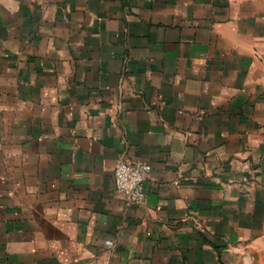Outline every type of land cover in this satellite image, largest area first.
Returning a JSON list of instances; mask_svg holds the SVG:
<instances>
[{
	"label": "crops",
	"instance_id": "1",
	"mask_svg": "<svg viewBox=\"0 0 264 264\" xmlns=\"http://www.w3.org/2000/svg\"><path fill=\"white\" fill-rule=\"evenodd\" d=\"M0 264H264V0H0Z\"/></svg>",
	"mask_w": 264,
	"mask_h": 264
},
{
	"label": "built area",
	"instance_id": "2",
	"mask_svg": "<svg viewBox=\"0 0 264 264\" xmlns=\"http://www.w3.org/2000/svg\"><path fill=\"white\" fill-rule=\"evenodd\" d=\"M151 172V166L144 161L120 160L116 166L114 178L116 190L126 207H142L147 203L145 183Z\"/></svg>",
	"mask_w": 264,
	"mask_h": 264
}]
</instances>
